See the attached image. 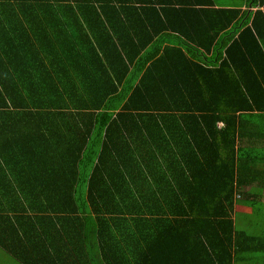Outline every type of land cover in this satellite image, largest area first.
I'll return each instance as SVG.
<instances>
[{"label":"trees","instance_id":"1","mask_svg":"<svg viewBox=\"0 0 264 264\" xmlns=\"http://www.w3.org/2000/svg\"><path fill=\"white\" fill-rule=\"evenodd\" d=\"M256 253L264 0H0V264Z\"/></svg>","mask_w":264,"mask_h":264},{"label":"rangeland","instance_id":"2","mask_svg":"<svg viewBox=\"0 0 264 264\" xmlns=\"http://www.w3.org/2000/svg\"><path fill=\"white\" fill-rule=\"evenodd\" d=\"M245 0H217V2L219 4H228V5H239L241 3H243ZM238 210L240 211H243V212H246L247 208H244V207H241V206H238L237 207ZM241 218V217H240ZM247 219L246 218H241L240 221H239V225L243 228H247ZM254 259H258L256 261H254L253 263L251 264H264V255H261L258 253L256 254H253L252 256ZM240 264H244V263H240Z\"/></svg>","mask_w":264,"mask_h":264}]
</instances>
